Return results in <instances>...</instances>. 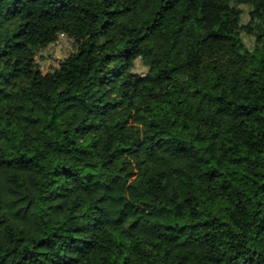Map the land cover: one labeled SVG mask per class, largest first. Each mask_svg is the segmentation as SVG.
<instances>
[{
	"label": "trees",
	"instance_id": "obj_1",
	"mask_svg": "<svg viewBox=\"0 0 264 264\" xmlns=\"http://www.w3.org/2000/svg\"><path fill=\"white\" fill-rule=\"evenodd\" d=\"M12 3L15 6L18 0H12ZM92 3L102 4L103 9L93 6L81 8V15L78 17L81 23L84 22L85 17L92 20L98 16H108L109 13L116 17L111 24L109 20H103L97 26L101 34L106 37L104 43L97 45L93 41L85 45L71 33L65 34L73 40L76 49L62 59L53 71L43 73L36 56L41 49L55 43L61 34L45 36L37 27L32 35L39 44L34 51L27 54V45L19 39L16 40L15 52L20 53V56L15 60L10 72L0 71V84L4 85L0 87V112H2L0 138L11 137L12 130L16 127L12 119L14 111H21L27 107L28 111L34 114L22 118L27 120L28 124L35 126L40 125L47 117L48 122L43 128L47 129L51 136L57 135L55 125L64 118L71 127L73 135L85 139L86 147L78 150L81 158L88 156L92 149L100 146L102 141L107 146L109 137L124 141L119 146L112 142V151L100 165V167L106 165L110 167L116 162L117 153L120 161H123L125 155L129 158L138 155L135 149L132 151L129 149L143 142L135 133H140L147 126L151 129L149 136L156 132L164 133L156 140L157 144H160L161 140H164L165 144L175 140L174 155L178 161L188 155L189 148H203L207 151L213 148V145L221 149L223 156V162L211 160L210 163L215 167L201 170L198 175L169 176L159 172L152 173L151 187L163 186L171 179L180 193H187L191 188L192 195L182 197L185 203L197 202V212L207 207L212 219L220 221L221 224L228 223L230 210L233 212L242 210L241 202L237 200L234 205L231 199L230 190L233 187H236V195L240 196L241 190L251 183L255 189L252 195L258 193L264 197V173L260 170L264 167V161L257 159L261 153H264V146L261 144L264 137L258 131L264 124V112H262L264 99H260L261 95H264V87L258 83L264 81V31L256 34L249 27L252 13L246 10L247 5L244 0H234L232 8L227 4H217L215 0H133L132 5L119 9L115 4L109 6L107 0H92ZM152 6H154L152 8L154 14L145 17L144 23L136 24L135 27L125 25L129 33H137L135 40L125 39L122 31L114 34L112 25L116 24L121 16L131 17L134 11L138 14L143 8ZM0 7H7V0H0ZM4 15L6 21L10 20L20 16L21 9L9 8ZM2 22L3 20H0V23ZM165 22L174 24V28L167 33L168 37H176L169 48H173L179 42L185 22L192 25L199 33V36L190 39L187 44L189 60L187 69L181 75L172 77L164 85H145L133 96L125 89L118 94L121 99H107L108 95L114 93V84L134 69L135 59L142 54L140 45L161 31ZM23 23L27 25L30 21L24 20ZM23 31L24 28L17 25L12 36L18 37ZM92 35L95 36L96 33ZM248 56L251 59H248ZM239 57L243 59H238ZM237 63H243V70L234 69ZM7 64L8 62L5 61V65ZM225 80L229 88L242 89L253 101L260 99V102L253 103L251 108L247 104L241 105L242 109L247 110L239 114L220 113L217 121L223 120V128L220 129L217 124L212 125L210 137L212 143H209V139L200 136L198 131L197 121H203L201 93L204 96H208L209 92L217 94L221 91L218 84L223 85ZM105 89L107 91H104ZM20 98L24 103H13ZM78 110L84 111V117L76 123L74 117ZM232 121H235V124ZM130 130L134 132L129 134ZM68 131L69 128L65 127L61 134H66ZM93 136H100V139L93 140ZM196 136L200 138L194 140ZM64 139H68L67 135H64ZM52 143L56 142L51 141L45 146L51 147ZM58 150L64 155L70 154V150L64 151L62 148ZM164 150L168 151L167 148ZM139 163L143 164V160ZM129 164L134 170H126L127 166L121 162L116 175L106 177L105 182L103 174L98 173L95 166L90 163L85 164V176L90 179V184L78 190L85 193L88 202L81 205L73 201L69 206L72 209L68 213V219L73 221V239H82L81 230L88 225L96 231L100 230L102 222L96 213H102L104 209L99 205L101 202H107L106 198L123 199L119 195L123 187L120 181L126 182L129 188L136 187V184L142 180L145 182V187L149 186V181L145 179V170L132 160H129ZM250 164L256 166V171L251 174L248 172ZM57 168L60 170L57 171ZM97 176L101 179H96ZM76 178L78 173L75 170L68 165L60 166L57 162L54 163L48 183L53 189L70 188L75 184ZM225 192L229 195L222 194ZM243 194L248 195L247 192ZM93 198L96 204L91 203ZM248 198L251 199V195ZM199 201H203V204H199ZM259 204L260 201H257V205ZM49 210L63 213L64 206L49 205ZM166 211L171 212V206ZM18 218L23 219L19 214ZM61 219L63 220V217ZM63 222L67 223V221ZM197 222L204 226L208 225L207 218H201ZM4 223L5 221H0V224ZM118 223L123 222L118 220ZM248 224L253 227L256 236H264V216L256 217L254 214L249 218ZM139 226L135 221L130 225L131 228ZM23 231L22 228L19 229L20 233ZM110 231L115 238L121 236L115 228H111ZM209 232L204 234L209 235ZM57 235L52 233V236ZM25 240L23 234L11 236L9 243L13 244L12 252L16 253L18 251L16 245L23 246ZM155 242L161 245L159 254L163 256L167 254V249L173 241L164 242L158 236ZM124 243V239L114 240L110 255L105 256V245L99 239L85 241L84 251H80L78 256L72 259H78L79 264H128L126 256L117 260L119 245ZM156 251L153 249L154 253ZM247 251L252 255L243 257L240 264H248L256 257L258 250L249 248ZM4 255L10 254L4 253ZM222 255H227V260L231 261L241 256V252H236L233 256L230 246L229 252ZM63 256L64 253L56 249L55 242L49 236H41L35 244L22 251L16 264H35L38 257H43L48 264H59ZM194 259L193 256H187L185 264H191ZM41 264H44V261H41Z\"/></svg>",
	"mask_w": 264,
	"mask_h": 264
},
{
	"label": "clouds",
	"instance_id": "obj_2",
	"mask_svg": "<svg viewBox=\"0 0 264 264\" xmlns=\"http://www.w3.org/2000/svg\"><path fill=\"white\" fill-rule=\"evenodd\" d=\"M107 2L109 6L115 4L119 9L132 5L133 0H107ZM215 3L227 4L229 8L234 6V0H215ZM244 3L247 5L246 10L252 13L249 18L251 20L249 27L259 34L264 31V0H244ZM89 6L103 9L102 4H93L92 0H87V2L86 0H18L15 6L12 0H7V7H0V20H3L0 23V71L10 72L15 65V60L20 56V53L15 52L17 39L27 45L26 54L35 50L39 41H36L32 32L37 27L44 32L45 36L71 33L85 45L93 41L97 45L103 44L106 37L101 34L97 26L103 20H109L111 24L116 17L111 13L92 20L85 17L84 22L81 23L78 19L81 15L80 9ZM13 7L21 9V15L6 21L4 14ZM153 7L143 8L138 14L134 11L131 17L121 16L117 23L112 25L114 34L122 31L125 39L135 40L137 33H129L125 25L135 27L136 24L144 23L145 17L154 14ZM24 20L30 23L25 25ZM17 25L24 28V31L18 37H13L12 33L16 31ZM94 32L95 36L92 35ZM244 55L247 56V54ZM21 59H23L22 56ZM238 59L242 60L243 57ZM248 59L251 57L248 56ZM5 61L8 62L7 65ZM243 67V63L234 65V69L243 70ZM258 83L264 87V81H258ZM19 86L18 84V88ZM0 87L4 85L0 84ZM218 88L221 91L215 95L212 92H209L208 96L201 93L203 121H197L198 131L200 136L209 139V143H212L210 139L212 125L217 124L220 129L223 128V120L217 121L220 113L239 114L247 110L242 109L241 105L247 104L251 108L253 103H259L260 99H264V95H261L260 99L253 101L250 95L242 89L229 88L226 80L223 85L218 84ZM107 99L119 100L121 97L115 92L108 95ZM13 103L21 104L24 101L20 98ZM33 114L28 111L27 107L21 111H14L12 119L16 127L12 130L11 137L0 138V221H5L4 224H0V264H16L22 251L35 244L41 236H49L55 242L56 249L64 253L59 264H79V260L72 259V257L84 251L85 241L96 239L105 245V256L110 255L114 240L124 239L125 243L119 245L117 260L126 256L128 264H185L187 256L195 257L191 264H240L243 257L252 255L247 251L249 248L258 251L256 257L248 264H264V236H256L253 227L248 224L249 218L254 214L256 217L264 216V197L258 193L252 195L255 189L251 183L241 190L240 196L236 195V187L230 190L233 204L235 205V202L239 200L242 210L235 212L230 210V219L227 224L213 220L207 207L197 212V202L186 204L182 197L191 196V188L187 193H180L171 179L163 186L157 185L155 188L150 186L152 173L159 172L169 176L198 175L201 170L215 167L210 163L211 160L223 162L222 151L216 145L207 151L203 148H189L188 155L178 161L174 155L175 140H170L167 144L161 140L160 144H157L156 140L164 133L156 132L149 136L151 129L145 126L140 133H135L143 142L129 149V151L135 149L138 155L131 158L125 155L123 161H120L117 153L116 162L112 166L100 167L108 157V153L112 151V142L119 146L124 141L109 137L107 146L102 141L100 146L92 149L88 156L81 158L78 150L86 147L85 139L73 135L71 127L64 118H61L60 123L55 125L57 135L51 136L47 129L43 128V125L48 122L47 117L40 125L35 126L28 124L27 120L22 118L31 117ZM49 114H51L50 111ZM83 117L84 111L78 110L74 117L76 123L83 120ZM232 123L235 124V121ZM65 127L69 128L68 133L61 134ZM258 131L264 137V124ZM133 132L134 130H130L129 134ZM64 135H67V140L64 139ZM200 136L194 137V140L199 139ZM92 139L99 140L100 136H93ZM51 141L56 143H52L51 147H46L45 145ZM70 141H75V143H70ZM261 144L264 146V140ZM61 148L64 151L70 150V154H62L58 150ZM165 148L168 151H165ZM257 159L264 161V153H261ZM129 160L145 170V179L149 181V186L145 187V182L142 180L136 184V187L129 188L126 182L120 181L123 187L119 195L123 199L106 198L107 202H101L99 205L104 209L102 213H96L102 222L100 230L96 231L88 225L81 230L82 239H73V221L68 219V213L72 209L69 206L73 201L81 205L88 202L85 193L78 190L90 184V179L85 176V164L90 163L95 166L96 171L103 174L105 182L106 177L116 175L121 162L127 166L126 170H134ZM140 160H143V164L139 163ZM57 162L60 166L68 165L78 173L75 184L70 188H50L48 180L51 177L54 163ZM59 170L57 168V171ZM260 170L264 173V167ZM254 171H256V166L250 164L249 174ZM96 179H101V177L97 176ZM244 192L248 195H244ZM222 194L229 195L228 192ZM249 195L251 199L248 198ZM257 201H260L259 205ZM91 203L96 204L95 198L91 200ZM198 203L202 205L203 201ZM57 204L64 206L63 213L49 210V205L55 207ZM169 206L172 208L171 212L166 211ZM18 214L23 219L18 218ZM201 218L208 219L207 226L197 222ZM118 220L123 223H118ZM134 221L140 226L131 228L130 225H133ZM257 222H259L258 219ZM21 228L24 230L23 233L19 232ZM111 228H115L121 236L113 237ZM205 232H209V235H205ZM52 233L58 235L52 236ZM19 234H23L26 240L23 246L16 245L18 251L13 253V244L9 243V238ZM158 236L164 242L173 241L166 255L159 254L161 245L155 242ZM230 246L233 256L236 252H241V256L228 261L227 255H222V253H228ZM153 249L157 251L154 253ZM4 253L10 255L5 256ZM41 261L48 264L43 257L36 258L35 264H41Z\"/></svg>",
	"mask_w": 264,
	"mask_h": 264
},
{
	"label": "rangeland",
	"instance_id": "obj_3",
	"mask_svg": "<svg viewBox=\"0 0 264 264\" xmlns=\"http://www.w3.org/2000/svg\"><path fill=\"white\" fill-rule=\"evenodd\" d=\"M172 28L173 23L165 22L161 31L140 45L142 54L135 59L134 69L114 84V93L121 94L126 89L128 94L133 96L145 85H164L172 77L181 75L187 69L189 66L187 44L190 39L199 36V33L185 22L179 42L173 48H169L176 38L167 36ZM75 49L73 40L61 34L55 43L38 52L36 60L42 72L46 73L58 67L60 61Z\"/></svg>",
	"mask_w": 264,
	"mask_h": 264
}]
</instances>
